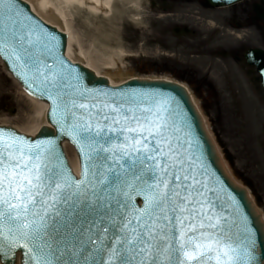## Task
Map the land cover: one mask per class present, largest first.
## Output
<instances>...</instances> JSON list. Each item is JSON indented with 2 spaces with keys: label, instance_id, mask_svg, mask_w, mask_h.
<instances>
[{
  "label": "snow or ice",
  "instance_id": "6c2138e0",
  "mask_svg": "<svg viewBox=\"0 0 264 264\" xmlns=\"http://www.w3.org/2000/svg\"><path fill=\"white\" fill-rule=\"evenodd\" d=\"M55 46L22 0H0V53L47 93L61 135L83 158L77 179L56 139L0 129V254L22 246L23 264H251L250 247L225 231L242 210L212 186L179 101L83 87Z\"/></svg>",
  "mask_w": 264,
  "mask_h": 264
},
{
  "label": "rangeland",
  "instance_id": "374dc122",
  "mask_svg": "<svg viewBox=\"0 0 264 264\" xmlns=\"http://www.w3.org/2000/svg\"><path fill=\"white\" fill-rule=\"evenodd\" d=\"M147 1L117 3L114 27L103 29L77 17L66 0H49L69 18L79 47L98 71L116 80L168 77L185 84L235 179L249 189L264 215V94L257 74L242 57L249 47L264 48V0L211 8L206 18L218 20L214 54L197 55L193 40H178L170 50L175 54L167 57L161 53L164 44L149 38L152 32L149 25L146 28ZM229 15L234 18L227 22L224 18ZM127 23L145 28L141 27V35H131ZM74 48L79 52L78 46ZM223 51L227 52L225 56ZM110 64L113 66L108 67ZM30 106L20 93L19 83L5 72L0 61V120L23 128L36 124L40 118L37 109L32 113L34 121L25 118V109Z\"/></svg>",
  "mask_w": 264,
  "mask_h": 264
},
{
  "label": "water",
  "instance_id": "95a60500",
  "mask_svg": "<svg viewBox=\"0 0 264 264\" xmlns=\"http://www.w3.org/2000/svg\"><path fill=\"white\" fill-rule=\"evenodd\" d=\"M215 6H221L234 3L238 0H208ZM22 8L26 15H28L33 24H39L42 30L55 37L56 46L54 51V57L59 64V61L63 60V69L65 74L79 77L80 84L90 90H99L100 92H108L110 95L115 94L119 97L121 94L130 93H163L164 96L174 98L179 101L181 111L186 115L189 122H191L195 128L196 135L201 142V150L203 153V160L209 165V171L213 180L212 186L222 189L220 196L222 199L227 200L230 195L234 197L235 201L239 204L242 210V216L235 219L233 223L226 226L225 231L230 236L234 243L245 242L253 253L251 264H264V220L261 213L257 210L255 204L248 196L247 190L240 184L236 183L227 172H225L221 157L216 149L213 139L209 135L204 126L203 119L192 102L186 88L177 82H172L163 79H138L133 78L122 85L111 86L108 83L107 78L103 76H96L90 69L86 68L82 64L72 63L63 54L66 43V35L59 32L55 27L46 24L39 17L33 14L27 3L22 1ZM0 57L3 59L4 64L8 70L23 84V86L36 97L49 102V108L47 111V120L52 124L53 129L47 126H43L35 137L21 134L11 127H2L5 132H12L16 135L24 136L28 140L35 142L36 140L56 139L58 141L57 152L62 153L60 159L64 162L63 152L61 148V141L68 139L75 147L78 146L68 136L61 135L59 127L51 115L52 101L48 99L47 93L42 94V89L37 88L35 85L29 87V82H25L24 78L18 75L19 68L16 70L12 67V62L5 58L3 53H0ZM247 60L250 64H256L257 69L261 76V83L264 88V52L259 49H251L246 54ZM51 62V61H49ZM79 150V149H77ZM79 152V156L82 162L83 171V158ZM67 169V167H65ZM68 170V169H67ZM82 175V173H81ZM141 198L142 197H137ZM221 211L231 213V209L225 204ZM21 251V264H23V257L25 249L19 247L13 252L8 253L5 258L0 254V261L2 264H13L15 262L16 251ZM209 264H214V261H209Z\"/></svg>",
  "mask_w": 264,
  "mask_h": 264
},
{
  "label": "bare ground",
  "instance_id": "6f19581e",
  "mask_svg": "<svg viewBox=\"0 0 264 264\" xmlns=\"http://www.w3.org/2000/svg\"><path fill=\"white\" fill-rule=\"evenodd\" d=\"M26 1L31 10L37 14L42 20L45 22L57 27L59 30L65 32L68 36L66 55L71 59V61H78L84 63L85 66L92 69L98 76L104 75L107 77L109 83L112 86L120 85L124 82V79H114L109 74H104L98 71L94 67V62L88 58L84 52L79 47L76 41V34L73 32L71 27V21L69 18L61 11L56 10L50 4L49 0H24ZM68 5L71 6L74 14L79 17L81 20L85 22H90L91 24L104 29H112L114 26V14L115 7L117 3H121L125 0H66ZM78 46L79 52H76L74 48ZM74 46V47H73ZM83 56L85 60L83 61ZM113 65H108V67H112ZM9 76V72L5 71ZM165 79H168L166 77ZM169 80V79H168ZM20 93L24 94L26 98L31 102V106L26 108V119L33 120V111L34 109L38 110L39 121L36 124H32L27 128L17 127L14 124H11L7 120H0V125H12L18 131L23 132L24 134L34 136L38 131V128L42 125L50 126L48 121L45 118V113L47 109V104L39 100L29 93H27L23 87H20ZM205 124L209 130L207 122ZM210 131V130H209ZM64 149L69 157V161L71 162V166L75 172H78V160L75 154L73 147L67 142H63ZM224 169L229 175L234 179V175L231 172L230 168L227 165V162L223 159ZM1 264V263H0ZM16 264H20V255L17 254Z\"/></svg>",
  "mask_w": 264,
  "mask_h": 264
},
{
  "label": "flooded vegetation",
  "instance_id": "af4514ba",
  "mask_svg": "<svg viewBox=\"0 0 264 264\" xmlns=\"http://www.w3.org/2000/svg\"><path fill=\"white\" fill-rule=\"evenodd\" d=\"M147 8L149 38L161 40L170 50L178 40L193 36L199 53L216 51L218 30L210 26L216 21L206 18L211 12L204 0H148Z\"/></svg>",
  "mask_w": 264,
  "mask_h": 264
}]
</instances>
